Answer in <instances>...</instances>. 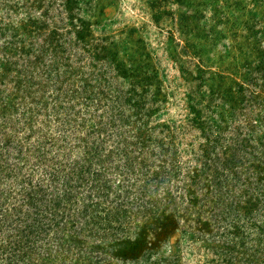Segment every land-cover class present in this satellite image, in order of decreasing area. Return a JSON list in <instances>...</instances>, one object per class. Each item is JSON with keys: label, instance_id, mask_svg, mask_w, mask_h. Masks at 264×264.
<instances>
[{"label": "rangeland", "instance_id": "rangeland-1", "mask_svg": "<svg viewBox=\"0 0 264 264\" xmlns=\"http://www.w3.org/2000/svg\"><path fill=\"white\" fill-rule=\"evenodd\" d=\"M0 264H264V0H0Z\"/></svg>", "mask_w": 264, "mask_h": 264}, {"label": "trees", "instance_id": "trees-1", "mask_svg": "<svg viewBox=\"0 0 264 264\" xmlns=\"http://www.w3.org/2000/svg\"><path fill=\"white\" fill-rule=\"evenodd\" d=\"M57 163V162H56ZM76 169V168H75ZM53 170H55V169H53ZM76 171H78L77 173H81V171L78 169V167H77V169H76ZM50 174V178L51 179H55V178H58V175H57V173L56 172H54V171H50L49 172ZM82 175V174H81ZM38 186L36 187V191H41V190H43L44 191V189H45V187L44 186H42V185H39V184H37ZM42 193V192H41ZM43 193H46L45 191L43 192ZM61 199H62V196L61 197H58L57 199H54V204H57V207H59V205H60V201H61ZM31 200V199H30ZM32 203H34V204H36V202H35V199L32 201ZM50 203H52V202H50ZM57 207H53L51 210H57ZM35 210H38V209H35ZM39 212V211H38ZM40 214V217H42V215L43 216H45V214H43V213H39ZM28 216V215H27ZM35 218L36 216H33V215H31V218ZM30 223V221L27 223V224H29ZM30 224H32V223H30Z\"/></svg>", "mask_w": 264, "mask_h": 264}]
</instances>
